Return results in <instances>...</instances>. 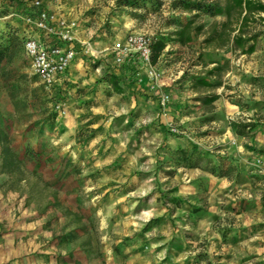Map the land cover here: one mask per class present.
Masks as SVG:
<instances>
[{"label": "rangeland", "instance_id": "1", "mask_svg": "<svg viewBox=\"0 0 264 264\" xmlns=\"http://www.w3.org/2000/svg\"><path fill=\"white\" fill-rule=\"evenodd\" d=\"M38 1L53 16L48 30L0 0V33L66 42L77 58L52 86L32 73L22 44L0 64V128L40 178L19 184L0 169V264H264L261 20L248 26L259 33L254 51L242 53L204 42L225 17L194 16L185 0ZM189 19L203 30L181 44L172 32ZM129 34L165 40L151 63L157 80L134 51L114 62ZM217 64L220 86L192 87L193 75ZM113 69L120 93L107 81ZM209 94L217 98L205 105ZM26 147L39 156H24ZM52 193L59 206L42 209ZM64 207L94 227L89 252L63 240L75 227Z\"/></svg>", "mask_w": 264, "mask_h": 264}, {"label": "trees", "instance_id": "2", "mask_svg": "<svg viewBox=\"0 0 264 264\" xmlns=\"http://www.w3.org/2000/svg\"><path fill=\"white\" fill-rule=\"evenodd\" d=\"M8 5L12 10L24 15L26 17H33L38 14L39 6H35L31 3H27L24 0H8ZM182 9L188 12H195L194 16H198L199 12H203L210 16L223 15L225 20L218 25L214 23L208 31V36L204 42H212L218 40V46L230 45L233 48H237L242 53H251L255 49V40L259 33H252L248 31L250 21H255L257 18L261 20L264 25V0H224V3H203L202 1H195L192 3L190 0L182 2ZM12 11V12H13ZM263 14V16H261ZM235 21L236 28H231L232 21ZM193 20L189 19L184 24H178L172 34L175 36V40L181 44H185L192 40L193 36L201 33L203 30V24L192 25ZM219 26V27H218ZM236 30L235 33L232 32ZM24 35H19L16 28L7 29L3 33H0V64L9 57V55L15 51L18 44H22L23 48ZM165 40L163 38H155L150 42V62L155 63L165 47ZM214 61H211V63ZM223 69L217 64L210 69H207L204 75H193L191 77V84L193 88H205L213 89L221 85L219 75ZM217 79H210L216 78ZM116 93L122 92V87L119 84L118 76L109 72L107 80ZM217 98L216 94H209L201 97V101L205 105L211 104ZM184 154V151H182ZM24 156L29 159H35L39 156L38 152H35L31 147H26ZM187 160V158H185ZM0 169L2 172L7 173L13 177L15 182L28 183L30 177L40 180V178L28 170L25 165L24 157H22L11 145L10 139L7 133L0 128ZM47 187L49 183L44 182ZM21 186V185H20ZM50 201H47L42 209L48 206H59L56 193L51 194ZM62 214L66 218L68 225H73L63 236V240L67 243L74 242L76 246L89 252L91 245L90 235L91 229L94 227L91 225L89 228L84 221L85 216L77 211H71L70 208H62ZM78 230H81L82 239L77 241L80 234ZM77 241V242H76ZM71 251H69V254ZM78 262V261H75Z\"/></svg>", "mask_w": 264, "mask_h": 264}, {"label": "built area", "instance_id": "3", "mask_svg": "<svg viewBox=\"0 0 264 264\" xmlns=\"http://www.w3.org/2000/svg\"><path fill=\"white\" fill-rule=\"evenodd\" d=\"M31 4L39 6V1L34 0ZM53 18L45 10H39L36 20L33 22L29 17L25 20L33 23L36 29L43 31L48 30V22ZM63 39L68 38L63 35ZM150 38L144 35L129 34L125 37L123 43H116L113 47L114 62L120 64L124 60V55L128 52H136L144 65L146 75L153 80H157L159 72L151 65L150 62ZM23 51L29 61V66L34 75L45 86H52L57 80H60L63 73L69 67L75 51L73 47L64 43L45 44L39 35H27L23 40ZM158 101L161 105L169 102V95L164 91H157Z\"/></svg>", "mask_w": 264, "mask_h": 264}, {"label": "crops", "instance_id": "4", "mask_svg": "<svg viewBox=\"0 0 264 264\" xmlns=\"http://www.w3.org/2000/svg\"><path fill=\"white\" fill-rule=\"evenodd\" d=\"M75 58H77V57H75ZM74 58V59H75ZM73 59V60H74ZM73 60H72V62L70 63V65H69V67L67 68V70L68 69H70L71 68V66H72V63H73ZM113 73H115V74H118V72H119V70L118 69H113V71H112ZM162 83V82H161ZM160 91H163L164 90V88L163 87H160V89H159Z\"/></svg>", "mask_w": 264, "mask_h": 264}]
</instances>
